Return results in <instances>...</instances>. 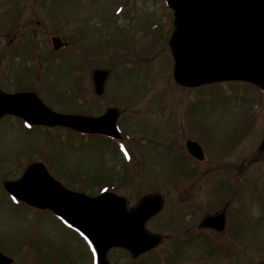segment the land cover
Wrapping results in <instances>:
<instances>
[{
  "label": "rangeland",
  "instance_id": "1",
  "mask_svg": "<svg viewBox=\"0 0 264 264\" xmlns=\"http://www.w3.org/2000/svg\"><path fill=\"white\" fill-rule=\"evenodd\" d=\"M173 31L163 0H0V90L34 92L63 114L112 107L121 130L108 141L0 119V251L12 264H94L64 223L2 189L37 162L90 196L106 189L129 206L162 196L146 228L163 241L134 260L112 249V264H264V92L243 81L178 84ZM96 70L108 74L99 94ZM186 141L202 149L201 163L185 157ZM119 147L130 152L125 160ZM221 210L222 233L184 240Z\"/></svg>",
  "mask_w": 264,
  "mask_h": 264
},
{
  "label": "water",
  "instance_id": "2",
  "mask_svg": "<svg viewBox=\"0 0 264 264\" xmlns=\"http://www.w3.org/2000/svg\"><path fill=\"white\" fill-rule=\"evenodd\" d=\"M174 12L175 31L171 48L175 59V79L184 85L222 80H245L264 89V0H166ZM57 50L61 43L52 39ZM106 73L93 74L98 92ZM12 114L32 125L69 127L88 133L117 136L116 113L109 109L99 118L60 115L46 108L33 94L8 95L0 92V117ZM188 150L201 158L199 148ZM198 150V151H197ZM4 188L27 204L50 209L82 232L94 245L99 264H109L112 247L128 250L132 258L151 250L161 241L144 229V223L162 207L159 195L143 197L126 209L123 199L103 193L89 198L65 190L41 164L27 168L17 182ZM221 217H207L201 226L222 229ZM10 259L0 254V264Z\"/></svg>",
  "mask_w": 264,
  "mask_h": 264
}]
</instances>
